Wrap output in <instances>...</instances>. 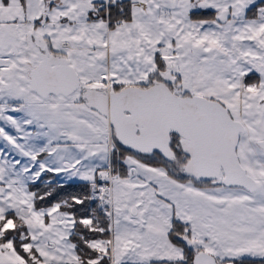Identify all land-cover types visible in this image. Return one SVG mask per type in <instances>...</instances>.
<instances>
[{
    "label": "snow or ice",
    "instance_id": "1",
    "mask_svg": "<svg viewBox=\"0 0 264 264\" xmlns=\"http://www.w3.org/2000/svg\"><path fill=\"white\" fill-rule=\"evenodd\" d=\"M0 264H264V0H0Z\"/></svg>",
    "mask_w": 264,
    "mask_h": 264
}]
</instances>
